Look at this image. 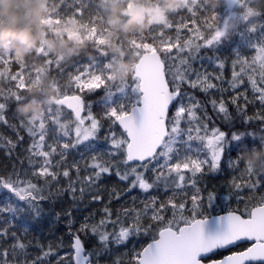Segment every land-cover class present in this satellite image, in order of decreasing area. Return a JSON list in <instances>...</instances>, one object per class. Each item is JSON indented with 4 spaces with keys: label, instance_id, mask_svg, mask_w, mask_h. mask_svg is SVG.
<instances>
[{
    "label": "snow or ice",
    "instance_id": "obj_1",
    "mask_svg": "<svg viewBox=\"0 0 264 264\" xmlns=\"http://www.w3.org/2000/svg\"><path fill=\"white\" fill-rule=\"evenodd\" d=\"M228 5L239 15L243 23L239 34L247 38L248 46L254 52L251 58L237 53L231 87L234 90L239 88L247 77L248 84L257 94L256 99L264 104V22L257 23L264 21V11L255 12L253 0H228ZM131 7L129 2L128 8ZM183 8L186 15L180 16L179 20L174 23L165 21L148 37L130 42L137 51V63L129 78L114 81V58L89 61L69 76L67 83L57 82L60 89L58 98L46 109L44 116L24 119L16 114L20 130L29 137L26 159L30 169L27 173L14 170L11 175H0V199L7 194L10 199L15 198L16 203L15 207L0 208V212L8 211L15 215L27 210L39 217L41 204L47 199L45 188L50 192L64 178L67 188L58 191H67L74 196L77 192L83 195L86 189L98 187L102 178L113 172L121 181L128 182V191L138 188L149 192L161 184L166 191L173 190V197L162 202L152 197L140 212L125 209L123 214L114 213L105 206L104 215L98 223L86 222L80 228V232L98 237L101 247L88 251L81 236L73 234L71 251L67 258H58V264H97L111 242L125 244L132 236L146 239L140 250L134 253L131 264H264V194L239 214L230 211L227 215L215 217L216 226L210 228L213 218L205 213L212 207L214 196L209 193L205 201L200 189L195 187L196 176L204 172L205 166L210 170L220 167L225 148L230 143L235 142L243 151L249 148L243 143L245 134L209 128L208 123L197 115L201 110L200 102L182 90L185 84L205 92L217 87L210 82L212 78L207 74L196 73L190 61L192 53L217 45L227 34L226 22L215 26L208 22L203 0H186ZM83 11L79 5L73 9L77 15H83ZM211 11L212 20H215L220 13L215 9ZM205 27L211 29L208 36L201 34ZM256 33L259 35L256 36ZM91 35L101 46L97 49L100 56L107 57L103 35L96 34L95 28ZM38 54L47 56L43 48L38 50ZM11 62L10 57L0 59V65ZM15 63L21 71L8 77L9 91L0 96V122L5 124H8L5 116L9 106L22 102L27 89L34 83L29 71L26 87L22 71L25 64L20 61ZM47 63L50 67L62 68L59 60L49 59ZM223 66V63L219 65ZM72 88L77 94H71ZM101 88L106 93L103 111L94 114L81 93ZM239 99V96H234L231 103L236 104L238 111L244 112L247 97H244L243 107L237 103ZM211 104L218 113L224 114L225 119H230L223 100H212ZM106 126L111 140L110 151L104 155L109 159L95 154L94 142ZM23 141L24 137L17 134V143ZM8 144L12 148L16 146L11 141ZM260 147L264 148V137L260 139ZM76 151L81 153L80 160L73 158L69 163L68 157ZM246 171L262 174L248 187L250 190L259 188L264 193V185L261 184L264 169L256 170L247 163ZM82 172L86 175L82 176ZM73 176L77 177L76 181L72 180ZM189 184L195 192L188 197L191 208L185 215L186 202L175 200L174 195L176 190L183 192ZM234 187L241 186L234 184ZM112 197L119 199L115 192ZM92 199L101 200L102 197L95 193ZM169 211L171 217L168 216ZM142 217L147 222L142 223ZM128 218H131L130 222ZM117 224L121 225L118 230ZM109 227L112 232L108 231ZM9 235L13 243L9 249H0V264H9V258L18 256L25 259L17 260V264H29V260L31 264H48L45 258L53 255L51 247L41 256L31 259L28 257L29 244L17 237L15 232L0 229V238ZM241 244L247 246L220 259H211L220 250Z\"/></svg>",
    "mask_w": 264,
    "mask_h": 264
},
{
    "label": "trees",
    "instance_id": "obj_2",
    "mask_svg": "<svg viewBox=\"0 0 264 264\" xmlns=\"http://www.w3.org/2000/svg\"><path fill=\"white\" fill-rule=\"evenodd\" d=\"M127 1L137 6L163 10L169 23H174L175 20L180 19V16L186 15L183 6L179 5V0H44L41 6H37L35 2L24 4L16 0H0V36L8 33L6 38H0V59L9 57L12 59L10 64L0 65V96L6 95L9 91L8 77L21 71L15 61L25 64L22 71L25 73L26 87L29 71L34 78V83H31L27 89L22 102L9 106L5 116L8 124L0 122V175H11L14 170L17 173H27L30 169L29 161L26 159L29 137L25 131L20 130L17 115L24 119L44 116L46 109L52 106L58 98L60 91L57 87L58 81L67 83L68 77L75 74L78 68L89 61H107L110 59L108 55L117 54L126 47H131L136 51L131 46V41H139L141 37H148L160 29L148 23L147 20L139 23L122 13V17L118 18L115 15L119 12L117 4L122 5ZM253 3L255 12L264 11V0H253ZM77 5L84 10L83 15L73 12ZM203 6L206 9L208 22L213 23L214 26L218 23H227V34L217 45L211 48H201L199 53H192L193 58L190 63L196 73L207 74L212 78L210 82L217 87L205 92L199 87L191 88L185 84L182 90L200 102L201 110L197 115L208 123L209 128L217 127L225 132L245 134L243 143L249 150L243 151L235 145V142L230 143L225 148L220 167L210 170L205 166L204 172L196 176L195 187L200 189V194L205 201L209 193L214 196L212 207L207 209L206 215L228 210L241 213L246 207L252 206L254 199L264 194L259 188L250 190L248 187L253 181L260 179L262 174L259 171L251 174L246 171L247 163H250L256 170L264 169V148L260 147V139L264 137V104L256 99L257 94L248 84L247 77H245V83L239 88L234 90L231 87L233 62L236 60L237 53L249 58L254 55L253 50L248 46L247 38L239 34L243 30L239 15L232 8L227 7L225 0H203ZM212 9L220 13L215 20H212ZM261 22L264 21H257L258 24ZM93 28L96 34H102L106 41L103 48L108 54L107 57H101L97 50L101 46L97 45L92 38ZM210 32L211 29L205 27L201 34L208 36ZM255 35L258 36L259 33ZM41 48L47 56L38 54ZM49 59L59 60L62 68L50 67L47 63ZM136 60L137 56L131 61L133 65ZM221 63L224 65L222 68L219 67ZM113 75L119 76V72L114 71ZM70 91L71 94H77L74 88ZM81 94L91 105V110H94L95 114L103 111L106 94L103 88L93 92L85 91ZM234 96L240 97L237 103L242 107L245 104L244 97H247L248 104L244 112L238 111L236 104L231 103ZM212 100L225 102L230 119H225L224 114L218 113L213 108ZM17 134L24 137L23 142L17 143ZM108 136L109 129L106 126L101 129V134L94 142L96 147H104L105 153L110 151V143L108 139H105ZM8 141L16 146L12 148ZM80 155L79 151L74 152L68 157V162L71 163L73 158L79 160ZM99 156L109 159L107 155L100 154ZM201 158H203V153H201ZM80 164L83 168L82 161ZM81 175H86V173L82 172ZM21 178L23 179L24 176L22 175ZM72 180L76 181L77 177L73 176ZM123 182L117 179V183L123 186L104 185L103 190L99 187L89 195L85 190L83 195L77 192L74 196L67 191H58V189L67 188L66 178H64L50 192L45 188L47 199L41 204L42 210L39 217L27 210L15 215L2 211L0 212V229L7 228L9 233L15 232L17 237L29 244L28 257L31 259L41 256L51 247L53 255L45 259L48 264H58L59 250L70 249L73 234L78 233L81 236L87 250L94 245L101 247V242L97 237L91 233L80 232V228L86 222L98 223L104 215L105 206L110 207L114 213L123 214L125 209L144 207L145 204L150 203L152 197H156L157 201L161 202L173 197V190L166 191L162 184L158 188L144 192L138 188L128 191L127 183ZM234 184H239L241 187L236 188ZM261 184L264 185V180H261ZM113 192L118 195L119 199L112 197ZM194 192L195 189L191 184L183 192L175 191L174 199L186 202L185 215H187V207L191 206L188 197ZM95 193H99L102 199L93 200L92 195ZM9 205L16 206L15 198L10 199L9 195L4 194L0 199V208H6ZM168 216L171 217L170 211ZM50 217L54 221L48 226ZM128 220L130 222L131 218ZM145 222H147L146 219L142 218V223ZM47 227H50V233L46 231ZM51 235L56 237L58 242L48 240ZM145 239L143 236L130 237L127 243L118 245L117 253L113 258L108 256L109 259L101 263L100 260L103 257L100 256L97 264H131L134 253L144 245ZM62 242L65 243L64 246ZM12 243L11 235L0 238V249H9ZM245 246L241 244L234 249ZM35 247L39 249L38 253H33ZM225 252L227 251H220L211 258L220 257ZM24 259L22 256L15 259L9 258V264H17V260L23 261Z\"/></svg>",
    "mask_w": 264,
    "mask_h": 264
},
{
    "label": "rangeland",
    "instance_id": "obj_3",
    "mask_svg": "<svg viewBox=\"0 0 264 264\" xmlns=\"http://www.w3.org/2000/svg\"><path fill=\"white\" fill-rule=\"evenodd\" d=\"M16 1H21L24 4L26 2H35V4H37V6H41L44 3V0H16ZM185 2H186V0H179V5L183 6ZM128 4H129L128 1L126 3H123L122 5L121 4H117V8L119 9V12L115 13V15L118 18L122 17V15H121V13H122L123 15H126L130 19H132V20H134L136 22H139V23L143 22L144 20H147L148 23H151V25H153L156 28H161L163 23L165 21H167L166 13L163 10H161V9H158V8H155V7H147L146 8V7H143V6H137L134 3H132V2H131L132 7L128 8ZM108 13L110 14V12H108ZM240 55L242 56V54H240ZM108 56L110 58H114L115 59V61H116L115 71L119 72V76L113 75L114 81L119 82V80L127 79V78H129L131 76V74L133 72V67H134V65L132 64L131 61H132V59L136 58V56H137L136 51H134L131 47L130 48L126 47V48H123L121 51H119V53H117V54L111 53ZM246 57H248V56H246ZM236 59H237V56H236ZM130 71H132V72H130ZM92 112L95 114L94 110H92ZM117 133H119V130H117ZM110 140H111V138H110V136H108V142L109 143H110ZM95 154L104 155L105 154L104 147H96ZM78 159L80 160V157ZM117 179H119V177L117 175H115V173H113L110 176H105L99 182L98 187H95V188H93L91 190L86 189V193L89 195L91 192H94L99 187L102 188V190H103L104 189L103 188L104 185H116V184H118L119 186H123L122 184L117 183ZM125 182L128 185L127 181H124L123 183H125ZM221 195H224V194H221ZM190 208H191V206L187 207V209H190ZM143 209H144L143 206L142 207L139 206V207L135 208L134 210H136L137 212H140ZM53 221H54V219L52 217H50L48 219V226L52 225ZM120 226H121L120 224H117L116 229L118 230ZM46 231L50 233L51 232L50 231V227H47ZM108 231L112 232L113 229L111 227H109ZM97 239H98V237H97ZM48 240H51L52 242H58L56 237H54L52 235L50 236V238ZM64 245H65V243L62 242V246H64ZM118 245H120V244H116L114 242H111L109 244V247H108L107 251L103 252L100 255L101 257H103L100 260L101 263H103L106 260H108L109 259L108 256H112L111 258H113L115 253H117ZM98 248H100V246L94 245L88 251H93V250H96ZM33 249H34L33 253H38L39 252V249L37 247H35ZM70 251H71V249H67V250L60 249L58 257L59 258H66L67 254Z\"/></svg>",
    "mask_w": 264,
    "mask_h": 264
},
{
    "label": "water",
    "instance_id": "obj_4",
    "mask_svg": "<svg viewBox=\"0 0 264 264\" xmlns=\"http://www.w3.org/2000/svg\"><path fill=\"white\" fill-rule=\"evenodd\" d=\"M225 1H226V5H227V7H228L229 9H231V8L229 7V5H228V0H225ZM136 63H137V60H136V62L134 63V65H135ZM230 211H235V210H228V211H224V212H220V213H214V214L207 215V216H209V218H211V217L213 218V219L210 220V225H209V227H210V228H214V227L216 226V220L214 219L215 217H219V216L227 215L228 212H230ZM236 212H237V214L240 213V212H238V211H236ZM71 241H72V237H71ZM235 247H237V246H229L228 249L220 250V251H227V252H225L222 256H226V255L230 254L231 252H237V251H241V250H243V248H241V249H234ZM228 250H229V251H228ZM222 256H220V257H216V258L212 257L211 259H213V260H217V259L222 258Z\"/></svg>",
    "mask_w": 264,
    "mask_h": 264
},
{
    "label": "clouds",
    "instance_id": "obj_5",
    "mask_svg": "<svg viewBox=\"0 0 264 264\" xmlns=\"http://www.w3.org/2000/svg\"><path fill=\"white\" fill-rule=\"evenodd\" d=\"M8 36V33H4L3 36H0V38H6Z\"/></svg>",
    "mask_w": 264,
    "mask_h": 264
},
{
    "label": "flooded vegetation",
    "instance_id": "obj_6",
    "mask_svg": "<svg viewBox=\"0 0 264 264\" xmlns=\"http://www.w3.org/2000/svg\"><path fill=\"white\" fill-rule=\"evenodd\" d=\"M246 246H247V245H246ZM246 246H245V247H246ZM243 248H244V247H243Z\"/></svg>",
    "mask_w": 264,
    "mask_h": 264
}]
</instances>
